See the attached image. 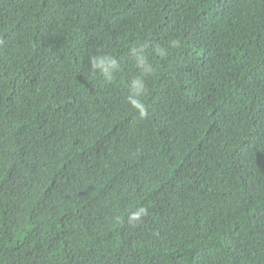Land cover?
Listing matches in <instances>:
<instances>
[{
  "label": "trees",
  "instance_id": "trees-1",
  "mask_svg": "<svg viewBox=\"0 0 264 264\" xmlns=\"http://www.w3.org/2000/svg\"><path fill=\"white\" fill-rule=\"evenodd\" d=\"M0 264H264V0H0Z\"/></svg>",
  "mask_w": 264,
  "mask_h": 264
},
{
  "label": "clouds",
  "instance_id": "clouds-1",
  "mask_svg": "<svg viewBox=\"0 0 264 264\" xmlns=\"http://www.w3.org/2000/svg\"><path fill=\"white\" fill-rule=\"evenodd\" d=\"M178 46V42L175 40L169 41L168 48H175ZM161 54H166L167 49H159ZM135 57V63L137 69L140 71V75L131 81L132 94L128 97V103L141 114L144 112V104L142 97L146 93V85L144 77L151 75L153 67L149 63L147 56L143 55V49H133ZM91 75L95 76L99 74L105 78H108L119 67V62L113 55L101 54L93 56L89 60Z\"/></svg>",
  "mask_w": 264,
  "mask_h": 264
}]
</instances>
